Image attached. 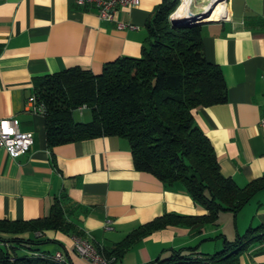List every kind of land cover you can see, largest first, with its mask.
<instances>
[{
  "label": "crops",
  "instance_id": "0c3cea01",
  "mask_svg": "<svg viewBox=\"0 0 264 264\" xmlns=\"http://www.w3.org/2000/svg\"><path fill=\"white\" fill-rule=\"evenodd\" d=\"M161 3L138 0L134 7L117 8L113 21L105 22L73 0H0V119L15 118L21 132L33 134L29 152L17 159L0 148V220H42L57 199L68 223L90 236L114 264H153L178 252L185 258L165 264H188L187 259L221 251L223 239L233 241L250 226L264 227L263 189L236 216L221 212L215 224L194 226L168 222L118 260L108 256L149 222L203 217L207 211L183 185H166L136 170L124 138L101 136L47 148L44 117L26 107L36 77L76 67L99 74L117 58H139L146 25ZM224 15L200 29L204 57L221 69L227 100L196 109L193 118L213 148L221 175L242 188L264 177L259 126L264 119V0H227ZM117 24L133 29L119 30ZM83 111L76 112L81 117ZM41 239L50 241L31 246L30 255L60 253L70 264H87L72 252L67 234L45 231ZM238 264H264V242L250 245Z\"/></svg>",
  "mask_w": 264,
  "mask_h": 264
},
{
  "label": "trees",
  "instance_id": "16d2710c",
  "mask_svg": "<svg viewBox=\"0 0 264 264\" xmlns=\"http://www.w3.org/2000/svg\"><path fill=\"white\" fill-rule=\"evenodd\" d=\"M176 7V0H162L154 10L139 58H117L99 74L76 67L33 79V95L45 108L47 148L101 136L124 138L136 170L166 185H183L207 211L203 217L167 216L139 227L108 255L116 260L168 222L194 226L215 224L221 212L236 216L264 189V177L242 188L223 177L209 140L194 121L196 109L226 102L227 89L221 69L204 57L201 26H171L169 16ZM83 105L91 114L86 123L73 119ZM65 213L55 199L42 220H0V264H70L55 261L53 255L28 253L31 246L50 241L39 240L45 231L82 235ZM25 233L36 237H17ZM259 242H264V227L250 226L233 241L223 239L221 251L187 259L188 264H238L239 256ZM183 258L178 252L153 264Z\"/></svg>",
  "mask_w": 264,
  "mask_h": 264
},
{
  "label": "built area",
  "instance_id": "2783aa9c",
  "mask_svg": "<svg viewBox=\"0 0 264 264\" xmlns=\"http://www.w3.org/2000/svg\"><path fill=\"white\" fill-rule=\"evenodd\" d=\"M179 6L185 1L188 2V8L194 0H178ZM227 0H222L226 6ZM73 3L79 8L93 9L99 20L112 22L114 13L121 6L137 5L138 0H73ZM212 2L208 0V4ZM178 6V7H179ZM206 6V7H207ZM177 7V8H178ZM205 7V8H206ZM176 8V10H177ZM187 10L189 11V9ZM203 8V10L205 9ZM176 10L169 16L175 15ZM224 14H221L219 19H224ZM117 29H133V26L127 24H117ZM26 107L33 113L44 115L45 108L42 103L38 102L36 97L32 95L27 99ZM86 106H81L77 110L83 111ZM259 126L264 129V119L260 121ZM33 145V134L30 132H21L19 130V122L15 118L0 119V148H2L11 159H17L27 154ZM107 229L110 227L107 225ZM72 243V252L82 261L87 264H114L113 259H107L103 253L98 250L93 244L90 236L87 234L69 236ZM53 259L57 262H63V257L60 253L53 255Z\"/></svg>",
  "mask_w": 264,
  "mask_h": 264
},
{
  "label": "water",
  "instance_id": "95a60500",
  "mask_svg": "<svg viewBox=\"0 0 264 264\" xmlns=\"http://www.w3.org/2000/svg\"><path fill=\"white\" fill-rule=\"evenodd\" d=\"M215 5L216 4L211 3L204 10H202L201 12H197V13H191L188 11L189 13L186 14L185 16L173 15L169 18L170 24L172 27L187 28V27H191L195 25L201 26L202 24H205V23L217 22L220 19L207 20L209 18L211 11L214 9Z\"/></svg>",
  "mask_w": 264,
  "mask_h": 264
},
{
  "label": "rangeland",
  "instance_id": "374dc122",
  "mask_svg": "<svg viewBox=\"0 0 264 264\" xmlns=\"http://www.w3.org/2000/svg\"><path fill=\"white\" fill-rule=\"evenodd\" d=\"M210 1L212 2L213 0H210ZM176 2H177V7H178L180 2L178 0H176ZM207 4H208V0H194V1H192L191 6H189V8H188L189 12H191V13L201 12L203 10V8H205L207 6ZM178 8H177V10H178ZM73 119L77 122L86 123V122L90 121V119H91L90 111L89 110L83 111L81 117L79 116L78 112H74L73 113Z\"/></svg>",
  "mask_w": 264,
  "mask_h": 264
},
{
  "label": "bare ground",
  "instance_id": "6f19581e",
  "mask_svg": "<svg viewBox=\"0 0 264 264\" xmlns=\"http://www.w3.org/2000/svg\"><path fill=\"white\" fill-rule=\"evenodd\" d=\"M212 3L216 4L214 9L211 11L209 18L207 20H217L221 17V14H224L226 11V6L222 0H213ZM191 6V5H190ZM188 2H184L178 10H176L175 16H185L188 14ZM223 9V10H222Z\"/></svg>",
  "mask_w": 264,
  "mask_h": 264
}]
</instances>
